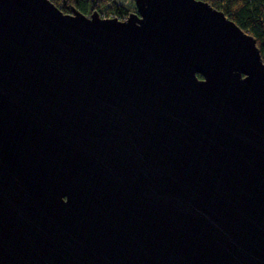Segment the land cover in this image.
Here are the masks:
<instances>
[{
    "label": "water",
    "instance_id": "95a60500",
    "mask_svg": "<svg viewBox=\"0 0 264 264\" xmlns=\"http://www.w3.org/2000/svg\"><path fill=\"white\" fill-rule=\"evenodd\" d=\"M134 2L0 0V264H264L256 40L202 0Z\"/></svg>",
    "mask_w": 264,
    "mask_h": 264
},
{
    "label": "trees",
    "instance_id": "16d2710c",
    "mask_svg": "<svg viewBox=\"0 0 264 264\" xmlns=\"http://www.w3.org/2000/svg\"><path fill=\"white\" fill-rule=\"evenodd\" d=\"M65 14L73 10L91 16L98 12L101 17H118L123 19L137 13L134 0L128 7L120 0H50ZM222 11L242 30L256 40L264 63V0H202ZM198 78L202 77L198 75Z\"/></svg>",
    "mask_w": 264,
    "mask_h": 264
},
{
    "label": "rangeland",
    "instance_id": "374dc122",
    "mask_svg": "<svg viewBox=\"0 0 264 264\" xmlns=\"http://www.w3.org/2000/svg\"><path fill=\"white\" fill-rule=\"evenodd\" d=\"M120 1L128 7H132V0H120Z\"/></svg>",
    "mask_w": 264,
    "mask_h": 264
},
{
    "label": "built area",
    "instance_id": "2783aa9c",
    "mask_svg": "<svg viewBox=\"0 0 264 264\" xmlns=\"http://www.w3.org/2000/svg\"><path fill=\"white\" fill-rule=\"evenodd\" d=\"M102 18L104 19V18H113V17H106V16H103ZM115 18L119 19L118 17H115ZM126 19H127V17H125V18H123V19H119V20L125 21Z\"/></svg>",
    "mask_w": 264,
    "mask_h": 264
}]
</instances>
